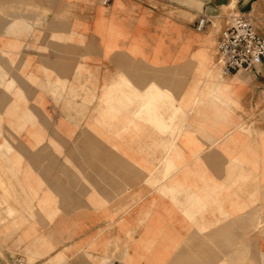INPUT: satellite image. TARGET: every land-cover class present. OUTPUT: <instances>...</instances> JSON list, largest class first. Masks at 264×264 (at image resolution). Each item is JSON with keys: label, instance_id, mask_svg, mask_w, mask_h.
Returning a JSON list of instances; mask_svg holds the SVG:
<instances>
[{"label": "crops", "instance_id": "0c3cea01", "mask_svg": "<svg viewBox=\"0 0 264 264\" xmlns=\"http://www.w3.org/2000/svg\"><path fill=\"white\" fill-rule=\"evenodd\" d=\"M232 2L0 0V264H264V61L217 48L264 0Z\"/></svg>", "mask_w": 264, "mask_h": 264}, {"label": "built area", "instance_id": "2783aa9c", "mask_svg": "<svg viewBox=\"0 0 264 264\" xmlns=\"http://www.w3.org/2000/svg\"><path fill=\"white\" fill-rule=\"evenodd\" d=\"M111 0H103L110 5ZM209 23L200 17L196 29L203 31ZM218 64L222 76L227 77L241 70H249L264 61V38L260 36L248 17L234 15L218 39ZM110 264H124L120 261Z\"/></svg>", "mask_w": 264, "mask_h": 264}, {"label": "rangeland", "instance_id": "374dc122", "mask_svg": "<svg viewBox=\"0 0 264 264\" xmlns=\"http://www.w3.org/2000/svg\"><path fill=\"white\" fill-rule=\"evenodd\" d=\"M225 9H227L225 11V15L229 16V15H231L233 13L232 10H234L235 8L234 7H227Z\"/></svg>", "mask_w": 264, "mask_h": 264}, {"label": "bare ground", "instance_id": "6f19581e", "mask_svg": "<svg viewBox=\"0 0 264 264\" xmlns=\"http://www.w3.org/2000/svg\"><path fill=\"white\" fill-rule=\"evenodd\" d=\"M229 7H236V0H233V2L229 5ZM127 83V82H126ZM115 88V87H114ZM127 88V87H126ZM127 99V98H126ZM148 101V100H147ZM133 102V101H132ZM129 104V103H128ZM134 109V108H133ZM5 149V148H4ZM11 150V149H10ZM12 151V150H11Z\"/></svg>", "mask_w": 264, "mask_h": 264}]
</instances>
